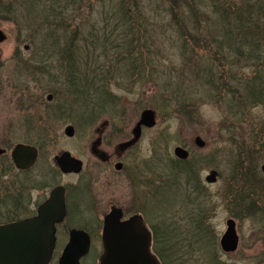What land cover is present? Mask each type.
Wrapping results in <instances>:
<instances>
[{
	"label": "rangeland",
	"instance_id": "rangeland-1",
	"mask_svg": "<svg viewBox=\"0 0 264 264\" xmlns=\"http://www.w3.org/2000/svg\"><path fill=\"white\" fill-rule=\"evenodd\" d=\"M22 1L0 0V30L6 36L5 42L0 44V147L10 144L13 148L17 144H25L39 148L40 159L38 167L31 173V180L42 170L55 172L53 159L61 152H68L83 163L81 176L60 180L78 191L86 190L91 203L90 213L95 221L92 222L90 215L86 219L97 226L96 229L92 225L91 228L84 225L88 221L83 217L70 220L73 227L87 228L93 238V250L82 264H98L102 216L111 206L122 208L126 216L140 214L146 227L150 231L155 229L157 237L152 242V251L156 247L167 264H264V175L260 171L264 149L258 145L259 148L253 151L255 157L252 161L248 157L245 164L239 158V149L250 148V144L256 143L254 134L264 122V106L248 107L244 115L246 124L235 127L231 125V119L226 122L232 111H228L223 102L212 103L198 96L199 92L202 95L199 90L205 89L202 85L205 74L201 69L212 58L208 51L215 54L216 48L220 50L218 44L212 43L214 38L209 32L227 25L219 21L212 7L219 0H209L208 3L207 0H192V9L200 15L196 20L199 27H192L185 21L180 24L192 31V37L198 38L199 42H194L200 48L185 46L189 49L186 52H182L185 40L178 32L172 15L167 12V8L174 7L173 4L169 0H139L138 9L156 25L152 28L155 29L152 37H147L150 43L144 47V53L149 58L156 57L153 64L157 80L147 77L149 70L141 73V79L136 78L131 75L132 69L127 66L121 68L122 62H116L113 67L107 65L104 70L108 72L102 76L100 66L103 58L111 56L112 61L118 54L113 52L112 45L104 50H95L96 46L91 45L93 40L87 38L94 35L102 42L105 38L110 42L114 40L113 37L110 39L109 29L102 28L109 24L108 18L115 16V10L119 9L116 0H72L73 7H68L64 13L69 25L67 32L76 34L67 33L65 38L59 34L56 46H51L55 39L53 41L45 35V19L40 16L44 15V9H38L40 13L35 17L28 11L27 2ZM249 1L239 5L247 9ZM262 5L264 8V0ZM53 7L56 8L55 5ZM130 7L135 9L133 5ZM7 11L14 12L16 16L12 17ZM201 15H207V19ZM262 21L259 24H263ZM214 32L218 42H224L225 38L219 36L218 31ZM249 43L243 49L244 56L239 59L234 51L230 53L222 45L224 51L219 58L223 65L217 71L231 73L236 76L234 81L242 79L248 82L253 76V61L264 62V45L261 49L256 47L257 42L250 39ZM206 44L209 48H203ZM24 47L28 49L24 50ZM66 56L73 60H65ZM231 62L234 68H229L228 63ZM73 69L74 74L71 72ZM90 69L94 71L92 74ZM89 73L97 75L94 80L97 87L107 90L110 97L107 101L98 98L100 104L97 96H93L95 87H87L86 109L79 97H71L68 82L69 78L85 80ZM177 88L181 94L190 95L192 101L201 100L193 114H185L178 103L169 102V90L173 93ZM194 92L193 98L191 94ZM161 94L170 100L162 99ZM48 95L52 96L50 102L46 99ZM144 110L154 111L156 124L153 128L143 129L138 144L120 158L125 170L117 174L113 170V163L117 160L114 149L131 139V130ZM103 122L108 125L101 135L100 148L111 157V165L108 166L95 160L89 151L97 137L95 130ZM67 126L75 130L71 139L64 135ZM197 137L204 143L202 148L195 144ZM175 148L187 151L188 158L183 162L177 160L173 156ZM242 162L244 170L255 171L256 178H251L250 182L256 185L259 180L261 194H258L256 186L239 185V174L235 171L239 167L236 164L241 166ZM183 164L192 170L190 174L182 172ZM211 172L218 175L215 184L205 181ZM232 172L237 177V184L232 182ZM14 177L21 180L19 175ZM239 188H242L241 194L237 193ZM252 192L256 209L246 214L248 209L244 202L247 198L244 194ZM83 199L87 200L83 196L76 198L72 195L78 207ZM229 219L235 223L239 243L236 252L226 254L220 250L219 239ZM4 221L0 220V224ZM198 222L206 228L204 246L198 242L197 236L190 237L199 230ZM166 230L173 233L169 237L165 234L158 236ZM201 233L199 230L198 234ZM56 261L55 255L52 264H57Z\"/></svg>",
	"mask_w": 264,
	"mask_h": 264
},
{
	"label": "trees",
	"instance_id": "trees-1",
	"mask_svg": "<svg viewBox=\"0 0 264 264\" xmlns=\"http://www.w3.org/2000/svg\"><path fill=\"white\" fill-rule=\"evenodd\" d=\"M42 1L44 0H23L22 3L27 2V6L30 8L29 10L28 9L27 10L30 11V13L35 17L36 15H38V13H40V10L38 9H44L42 11V14L44 15H40V16L44 17L45 19L44 25H46L47 27L45 35L53 39V41L55 39V41L51 43L52 45L50 44L51 46H56L57 37L60 35H62L61 37L65 38L67 33L68 35L76 34L74 32L72 33L67 32L69 25H67V20L65 17L66 13H64L68 11L67 10L68 7L70 6L73 7L72 0H47L43 4ZM69 1L71 4L68 3ZM163 1L168 2V0H163ZM208 1L209 0H207V3ZM245 1L248 0H219L218 3H214L216 7L212 5V7L215 10V16L219 19L220 22H225L227 25L222 26L218 30H213V31L210 30L211 32H209L211 33L210 37L216 39V40L213 39L214 42L212 43L218 44L220 46V50L216 48L215 54H213V52L211 51H208L209 56L212 57V58L209 57L210 58L209 59L210 62H208L209 66L207 65L205 68L201 69L202 70L201 72L205 74V79L204 82L202 83L205 89L199 90L202 92V95L200 94V92L198 94L201 100L202 99L209 100L212 103L223 102L225 106L228 108V111L230 110L232 111V113H229L231 118H226V122L229 119H231V125H235V127H243L244 123L246 124L244 115L248 107H255L260 105L264 106V62L256 61V60L253 61V65H251L254 68L253 76L248 82H245L242 79L239 81H234V78L236 76L232 75L231 73L225 72L226 73L225 74L223 71L222 72L217 71V69H220L221 66L223 65L222 59L219 58L220 56H222L221 51H224L222 50V45L227 47L226 49L228 50V52L231 53L234 51V55H236L238 59L244 56L243 49L247 44L248 45L251 44L249 43L250 39L253 40V43L254 41L257 42L256 47L258 48L261 47L262 49V45H264V21H262L263 24H259L261 20H264V8L262 5L263 0H253V2L252 0H250L249 2H251L252 4L248 3L246 6L247 9L242 8L243 7L242 4L239 5V3L244 4ZM169 2L173 4L174 7L169 9L167 8V12H169V15H172L173 21L177 25L178 32L183 38V41L185 40V43L183 42L182 44V52H186L189 50L186 49L185 46L192 47L190 49H194L195 47L200 48V46H198L199 44L195 43V42H199L198 38L196 36L192 37L191 36L192 31L187 27L182 26V24H180L183 21H185V23H190L192 27H197V28L199 27V25H197L196 22L199 20L197 16L200 15L198 14L199 13L198 11L192 9V0H169ZM54 5L56 6V8L53 7ZM131 5H133L135 9H131L130 7ZM139 5H140L139 0H116V6L119 8L118 10H115L117 14L114 12L115 16L113 15V17L108 18L110 20L109 24H106L105 27L102 28V30H106V31L109 29L108 31L110 33V39L113 37L114 40L110 42L109 39L106 40L105 38L103 39L102 42V40H100L97 36L94 35H89V38H87L93 40L91 42L92 43L91 45L93 47L96 46L95 50L97 49L104 50L109 45H112L113 52L118 54L112 58L113 59L112 61H111V56H106L105 58H103L104 62L102 63V66H100L103 77L108 72L104 70V68H106L107 65H112L108 67H113V65L116 64V62L119 63L122 62L121 64L124 65L121 68H125L127 66L130 69H132L131 75L134 74L136 78L141 79L142 77L141 73L145 70H149L150 74L147 73V77H153L154 79L157 80V74L155 73L156 69L153 64L156 57L149 58V55L144 53L145 52L144 47L147 46L148 43H150L149 42L150 38L147 37H152V31L155 30L152 28H156V25L151 23L150 19L145 16L142 10L138 9ZM180 7H184V8L182 10H178ZM1 10L5 11L8 9L2 8ZM6 13L11 15L12 17L16 16L14 12L11 13L10 11H7ZM201 17L207 19V15L206 16L201 15ZM193 31L196 30L193 29ZM214 31H218V35L219 36L221 35L222 38H225L224 42H222L221 44L218 42L217 34ZM213 34L215 35V37ZM70 37L73 38L72 36ZM85 43L86 41L84 42V44ZM92 46L90 47L92 48ZM68 48H70V45ZM203 48H209L208 44L203 45ZM68 50L70 51V49ZM117 58L122 59V61L115 60ZM64 59L65 60L67 59L70 62L73 60L69 56H66ZM84 60L85 62L87 61L86 59ZM140 60L142 62H140ZM245 60H248V57H246ZM228 65L229 68L235 67L233 62L228 63ZM146 66H149L150 68ZM86 68H89V66L86 65ZM71 72H73L72 74H74L75 73L74 69L71 70ZM93 72H94L93 70L90 71L91 74ZM90 73L87 74L85 78L86 81L84 79L81 80V78H77V79L69 78L70 80L68 82L70 87L69 94L71 95V97L76 99H78L79 97L82 100V103L84 104L86 109H88L87 87L88 89L95 87V94L93 96H97L98 102L99 99L102 100L105 99L104 101H107L110 97L107 90L101 87H97V84L94 81L96 80L97 75H90ZM164 87H167V85ZM178 89L179 88H177V90L173 93H171L169 90L168 94L171 100L166 98L164 99L162 94H161V98L166 101L170 100L169 102L171 103H178L179 107L183 109L181 111L184 112L185 114L186 113L193 114L195 109L197 108L198 103L201 100L192 101L190 95H187L185 92L181 94ZM191 95L194 98L196 93L194 92ZM164 100L162 102H164ZM99 103L101 104V102ZM103 103L104 102H102V104ZM84 106H82V110H84L83 108ZM102 106L100 108H102ZM258 127H260V129L259 130L257 129V131L254 134L256 143L250 144L251 146L250 148L239 149L240 152L239 158L241 161L244 162V164L246 163L247 161L246 159H248V157H250L249 159L251 161L253 157H255L253 151L255 150V148H259L257 147L258 145H260L261 149H264V122L261 123ZM243 162L241 166L236 164L237 166H239L238 170L235 171V174H239V178H238V180L240 181L239 185L241 186H244L245 184L253 185L250 182V180L251 178L252 179L256 178L255 171L252 169L244 170ZM249 165H251V163ZM186 166L188 165L183 164V167L185 168H182L181 170L184 174H190L191 173L190 171L192 170L188 169V167ZM231 175H232L231 179L233 180L232 182L236 183L237 177L233 174V172ZM193 180L194 177H192V181ZM260 184L261 183L259 182V180H257V184L253 185L256 186L258 194H261ZM239 189L240 190L237 193L241 194V192H243L242 188ZM230 190L231 189L229 187L228 194L231 193ZM252 195H254V192L244 194V196H246L247 198V201L244 202V206H247L248 209L246 214L252 213V211L256 209V203L251 198ZM197 229H199L200 232L202 233L198 234L199 230H197V232L193 233L192 236L190 237L197 236L198 242H200V244L204 246V244H206L205 243L206 228L203 227L201 222H198ZM152 230L154 234V241H156L155 238L157 237L156 236L157 233L154 228H152ZM171 233L173 232L168 233V230H166L162 234L159 233L158 236L165 234L169 237ZM154 251L156 256L160 259L161 263L167 264L164 260L165 259L164 256L161 253L157 252L156 247L154 248ZM210 254H212V252H210ZM212 264L215 263L212 262Z\"/></svg>",
	"mask_w": 264,
	"mask_h": 264
},
{
	"label": "water",
	"instance_id": "water-1",
	"mask_svg": "<svg viewBox=\"0 0 264 264\" xmlns=\"http://www.w3.org/2000/svg\"><path fill=\"white\" fill-rule=\"evenodd\" d=\"M6 36L0 30V44L5 42ZM25 50L28 48L25 47ZM48 101L51 96L47 97ZM155 113L152 110H144L140 114V119L132 129L133 139L119 148L126 149L136 143L141 134V127L153 128L155 126ZM107 126L104 122L96 133L100 134ZM74 128L68 126L64 134L72 138ZM100 140L97 139L91 147L92 153L98 154L99 159L104 161L106 155L97 150ZM198 147H203L204 143L200 138L195 139ZM174 156L179 160H186L188 152L182 148L173 150ZM37 152L31 147L18 145L12 152L14 165L22 170L31 167L36 159ZM56 163L63 173L77 174L81 171L80 161L72 158L69 153H63L57 157ZM122 165L117 164L115 169L119 171ZM264 175V163L260 167ZM207 183L216 182V174L210 173L206 177ZM49 213L55 214L58 218L44 219L42 211L37 218L0 226V264H49L52 259L55 230L54 224L60 223L63 211L62 192L54 191L48 204ZM122 212L118 208H112L104 217L102 228L103 253L99 264H159L151 255L150 234L143 225L140 216H133L125 221H121ZM238 236L235 231V223L232 220L226 222V230L219 241L222 252L230 254L236 252L238 248ZM89 250V238L85 233L73 231L70 234V241L59 258L58 264H80Z\"/></svg>",
	"mask_w": 264,
	"mask_h": 264
},
{
	"label": "flooded vegetation",
	"instance_id": "flooded-vegetation-1",
	"mask_svg": "<svg viewBox=\"0 0 264 264\" xmlns=\"http://www.w3.org/2000/svg\"><path fill=\"white\" fill-rule=\"evenodd\" d=\"M102 133L99 134V137H97L100 140L97 150L103 153V151L100 148L102 146V138H101ZM131 140L132 137L127 142H130ZM94 142L95 140L92 142V144ZM127 142L120 143L116 147V149H114V154L117 160L113 163V170L115 171L114 168L116 164L122 165L121 170L115 171L117 174H121L123 170H125L124 169L125 166L123 165L122 162H120L121 161L120 158L125 157V154L133 150V148L138 144L137 141L132 146L126 149L119 148L122 144H126ZM15 146L12 148L10 144H4L2 147H0V180H2L0 183L1 184L0 220H5L3 223L0 224V226L37 218L40 211L44 212L43 213L44 219L58 218L55 214L49 213L48 204L51 195L54 191H56V195L58 192H62L64 215L60 223H56L54 225V230H55V244L53 251L54 254L61 253L66 248V245L69 241V235L72 230H79L87 233L90 238V251L93 250L94 246H93V241H92L93 238L91 232H89L88 229L85 228L84 226L76 228L70 225V220L74 217L76 218L83 217L84 219H86L87 218L86 216L90 215V217L92 218V222L95 221L93 214L90 213L91 203L89 202V199L87 197V191L84 189L78 191L77 188L73 189V186L71 184L67 182L64 183L60 182L62 178L81 176L82 173L84 172L83 163H82V169L79 174L73 175V174L63 173L59 169L55 160L56 157L60 156V154L63 153L61 152L60 154L56 155L53 159V166L55 168V172H51L50 170H42L38 173L37 176L34 175L33 180H31L30 179L31 173L34 172L35 168L38 167V160L40 159L38 152L39 148L37 149L33 146L26 145L37 151V159L32 168L28 170H20L14 165V162L11 157V153L15 148ZM89 151H91L90 153L91 156L99 163L106 166L111 165V161H110L111 157L109 155L106 154V159L104 161H101L98 157L99 156L98 154L94 155L92 153L91 148ZM16 175H19V177H21L20 181L14 177ZM130 179L131 177L129 178V180ZM72 195H74L76 198L80 196L86 198L87 200L83 199L84 201L82 203V204L85 203V205H82L80 203L78 207L77 200L76 202H74V200H72ZM111 207H115V206H111ZM120 209L122 210L124 219L126 217L135 215L132 214L126 216V213L123 211V209L122 208ZM104 215L102 216V219ZM92 222L88 221V223L84 225H88V227L91 228L92 224L90 223ZM92 227L94 229L97 228V226L94 225H92ZM100 228H101L100 229V234H101L102 222ZM100 246L102 253L103 249L101 244V236H100ZM54 258L55 255H53V259Z\"/></svg>",
	"mask_w": 264,
	"mask_h": 264
}]
</instances>
